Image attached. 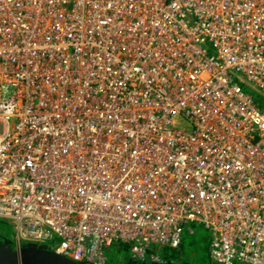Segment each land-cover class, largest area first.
I'll list each match as a JSON object with an SVG mask.
<instances>
[{
	"label": "built area",
	"instance_id": "2783aa9c",
	"mask_svg": "<svg viewBox=\"0 0 264 264\" xmlns=\"http://www.w3.org/2000/svg\"><path fill=\"white\" fill-rule=\"evenodd\" d=\"M264 0H0V220L79 264H264ZM11 96V98H10Z\"/></svg>",
	"mask_w": 264,
	"mask_h": 264
},
{
	"label": "rangeland",
	"instance_id": "374dc122",
	"mask_svg": "<svg viewBox=\"0 0 264 264\" xmlns=\"http://www.w3.org/2000/svg\"><path fill=\"white\" fill-rule=\"evenodd\" d=\"M241 86L244 92L251 95L256 105L264 111V95L250 89L246 85L241 84ZM188 226L192 228L193 232L188 229L183 232L182 247L178 252L166 253L161 250H155V253L160 255L162 260L166 262L165 264H214L209 256L210 232L197 222H191ZM16 235L15 223L10 220H0V236L2 240L14 244ZM1 242L4 243L3 241ZM107 257V264H128L129 260H132V264L139 262L131 257L129 247L126 244L110 249ZM144 264H154L151 258V250L148 251Z\"/></svg>",
	"mask_w": 264,
	"mask_h": 264
},
{
	"label": "water",
	"instance_id": "95a60500",
	"mask_svg": "<svg viewBox=\"0 0 264 264\" xmlns=\"http://www.w3.org/2000/svg\"><path fill=\"white\" fill-rule=\"evenodd\" d=\"M0 264H79L36 244L0 246ZM128 264H132L129 260ZM138 264H143L139 261ZM158 264V263H154Z\"/></svg>",
	"mask_w": 264,
	"mask_h": 264
},
{
	"label": "crops",
	"instance_id": "0c3cea01",
	"mask_svg": "<svg viewBox=\"0 0 264 264\" xmlns=\"http://www.w3.org/2000/svg\"><path fill=\"white\" fill-rule=\"evenodd\" d=\"M15 244V243H14ZM210 245V244H209ZM181 247H182V245H181ZM180 247V248H181ZM161 251H164V252H166V253H168V252H178L179 251V249L178 250H174V249H171V248H165V249H162ZM128 261V260H127Z\"/></svg>",
	"mask_w": 264,
	"mask_h": 264
},
{
	"label": "flooded vegetation",
	"instance_id": "af4514ba",
	"mask_svg": "<svg viewBox=\"0 0 264 264\" xmlns=\"http://www.w3.org/2000/svg\"><path fill=\"white\" fill-rule=\"evenodd\" d=\"M3 235H5L4 233H2ZM1 241H3L4 243H2ZM3 245H13L12 243H10V242H7V241H4V240H2V238H1V236H0V246H3Z\"/></svg>",
	"mask_w": 264,
	"mask_h": 264
},
{
	"label": "trees",
	"instance_id": "16d2710c",
	"mask_svg": "<svg viewBox=\"0 0 264 264\" xmlns=\"http://www.w3.org/2000/svg\"><path fill=\"white\" fill-rule=\"evenodd\" d=\"M41 247H45V248H47V249H50L49 247H46V246H43V245H42ZM118 247H120V246H118ZM118 247H117V248H118ZM137 264H138V263H137ZM143 264H144V262H143Z\"/></svg>",
	"mask_w": 264,
	"mask_h": 264
},
{
	"label": "clouds",
	"instance_id": "9594fccd",
	"mask_svg": "<svg viewBox=\"0 0 264 264\" xmlns=\"http://www.w3.org/2000/svg\"><path fill=\"white\" fill-rule=\"evenodd\" d=\"M50 250V249H49Z\"/></svg>",
	"mask_w": 264,
	"mask_h": 264
}]
</instances>
